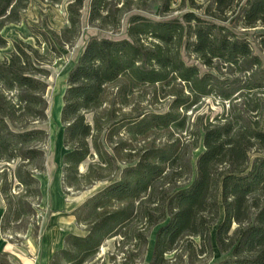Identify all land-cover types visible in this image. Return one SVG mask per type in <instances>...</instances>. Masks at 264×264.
Listing matches in <instances>:
<instances>
[{"label":"trees","instance_id":"obj_1","mask_svg":"<svg viewBox=\"0 0 264 264\" xmlns=\"http://www.w3.org/2000/svg\"><path fill=\"white\" fill-rule=\"evenodd\" d=\"M29 1L0 0V50L2 28L18 22ZM87 1L92 28L122 36L129 19L126 37H91L69 73L64 183L109 185L75 210L87 235H68L51 264H86L116 237L133 246L123 264H264V36L262 56L245 36L264 27V0H182L178 11L189 10L175 18H166L171 0H152L160 19L135 13H151L144 0H69L60 44L77 43ZM42 66L30 46L0 60V163L17 164L14 178L25 192L2 188L15 221L32 210L25 197L41 195L35 172L45 170L48 134L38 125L49 109ZM207 97L229 102L228 110L191 124L189 113Z\"/></svg>","mask_w":264,"mask_h":264},{"label":"rangeland","instance_id":"obj_2","mask_svg":"<svg viewBox=\"0 0 264 264\" xmlns=\"http://www.w3.org/2000/svg\"><path fill=\"white\" fill-rule=\"evenodd\" d=\"M145 7L151 13L135 11L152 19H160V6L152 0H144ZM209 0H196L198 4H205ZM69 0L62 4L54 5L41 0H30L26 9L21 13L20 19L15 23H7L1 30L2 37L7 42V47L0 50V60L9 58L15 46H30L37 50L44 61L42 66L48 71L45 79L48 84L46 99L49 104L47 120L38 125L48 134V140L43 146L45 153V170L35 172L39 181L41 195L38 198L25 197L26 202L32 204V210L26 209L19 220L12 219L8 205L2 194V188L8 186L10 196H17L24 189L14 178L17 164L0 163V253L5 255L8 264H51L56 252L65 246L68 235H87L88 225L77 221L73 215L85 201L108 186L107 182H98L92 186L81 183L80 190L68 188L64 183L63 156L67 152L64 147V127L61 120L64 107V96L68 89L69 73L81 54L85 44L91 37H126V28L129 16L124 19L122 36H112L92 28L88 24L89 1L82 12V34L74 46H64L55 37L69 26L67 5ZM182 0H171V13L166 18L180 17L189 8L178 11ZM189 4H187V7ZM264 36V27L249 30L245 36L251 42L256 54L261 55L258 48V37ZM48 41L52 43L50 47ZM184 60L189 65H198L203 72L206 69L198 61L183 53ZM229 108V102H221L213 97H207L189 113L190 123L193 124L198 116H205L213 120L221 116ZM166 111V106L161 110ZM203 149L200 148L192 154L194 172L196 164ZM254 159V157H253ZM89 162L83 164L79 171L86 173ZM3 172L6 175L3 176ZM119 176L117 173L116 177ZM195 173L193 174V178ZM192 177L184 180L186 183ZM25 192H23L24 195ZM223 220V212L220 222ZM217 226L211 229L215 243ZM156 230L150 237V254L154 246ZM153 240V241H152ZM198 242V240H197ZM133 246L123 248L121 238L106 240L99 249L96 257L86 264H123L128 257V250ZM53 251V252H52ZM52 253V254H51ZM149 254V255H150ZM48 259V260H47ZM4 264V263H2ZM142 264H147L142 263ZM210 264H214L211 262Z\"/></svg>","mask_w":264,"mask_h":264},{"label":"bare ground","instance_id":"obj_3","mask_svg":"<svg viewBox=\"0 0 264 264\" xmlns=\"http://www.w3.org/2000/svg\"><path fill=\"white\" fill-rule=\"evenodd\" d=\"M153 241V240H152ZM53 252V251H52ZM52 254V253H51ZM48 260V259H47Z\"/></svg>","mask_w":264,"mask_h":264}]
</instances>
